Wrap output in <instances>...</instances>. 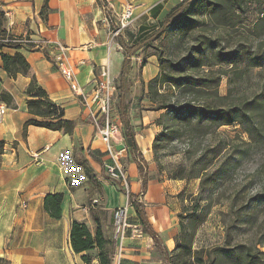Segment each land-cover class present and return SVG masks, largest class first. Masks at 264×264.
<instances>
[{
	"label": "crops",
	"instance_id": "obj_1",
	"mask_svg": "<svg viewBox=\"0 0 264 264\" xmlns=\"http://www.w3.org/2000/svg\"><path fill=\"white\" fill-rule=\"evenodd\" d=\"M106 1L118 5L125 0ZM100 3L99 0H48V10L43 15L45 0H0L3 11L0 38L34 35L66 47L79 84L88 96L105 65L110 67L119 86L125 52L110 31V22L105 20L104 3ZM139 9L135 19L146 12L141 6ZM163 10L158 15H155L157 9L150 10L146 22L155 24ZM145 24L140 23L138 29ZM144 48L131 56L123 82L124 92L126 82L131 81L135 86L139 83L136 77H140L147 85L159 73L154 53H147L143 58L145 65H139ZM16 52L26 57L30 74L12 77L3 64L0 65V94L5 92L12 96L10 103L0 100V108L2 105L7 107L0 121V264H87L82 253H76L72 248V222L85 223L95 234V218H99L105 235L113 239V211L124 206L127 199L104 171L108 155L87 118L82 96L71 89L44 49L0 42L1 55ZM31 75H35L49 97L64 108L65 118L76 122L71 135L34 125L28 126L25 132V122L32 117L26 94ZM126 103L138 146L136 151L130 148L126 157L132 191L138 196L142 189L146 200L164 206L165 196H162L159 185L147 181L146 190L143 189L136 159L141 153L144 169L151 164L153 142L162 129L155 120L164 111L148 109L151 102L147 99L142 100L141 105L127 99ZM117 113L115 119L122 128L119 110ZM55 193L63 194L60 219L53 218L44 208L45 196ZM22 203H26V207ZM130 210H133L132 219L141 222L134 206L131 205ZM145 211L150 225L158 233L160 245L172 251L176 232L163 223L164 210L157 207L152 212ZM125 243V264H167L148 232L145 231L141 240L127 238ZM91 254L94 256L91 264H100L97 251L93 250Z\"/></svg>",
	"mask_w": 264,
	"mask_h": 264
},
{
	"label": "trees",
	"instance_id": "obj_2",
	"mask_svg": "<svg viewBox=\"0 0 264 264\" xmlns=\"http://www.w3.org/2000/svg\"><path fill=\"white\" fill-rule=\"evenodd\" d=\"M99 1L104 3L106 13L109 15L107 1ZM247 4L248 0H180L163 20L149 26L143 25L136 33L118 35V42L125 52L122 79L118 86L119 113L129 149L136 151L138 146L130 125L123 82L131 63V56L140 48L154 46L156 49L154 54L160 68L159 73L148 83L151 109L164 111L156 121V124L162 127V131L155 136L153 142L155 149L165 147L181 136L180 127L196 128L207 123L219 128L242 122L243 117H251L261 106L264 108L263 101L260 100L235 103L230 99L231 89L228 94L220 93L223 75L229 76L230 72L245 70L239 68L238 60L244 62L247 67H255L260 65V56L242 55L236 50L225 51L221 44L228 40V37L224 38L220 32L215 37L207 33L234 29L241 15L247 12ZM156 9L155 15H158L160 5L152 10ZM47 10L48 0H45L42 14L44 15ZM261 13L262 16L255 22L253 28L256 35L264 31V11ZM159 40V45H155ZM166 49L173 53L177 51L184 53L179 56L176 54L165 56ZM2 58L3 67L10 76L30 74V64L22 53L3 54ZM145 63L146 60H143L142 64ZM222 63L230 64L231 68L214 69ZM26 94L28 110L32 117L25 122V132L30 125L59 130L70 135L74 132L76 122L65 118L64 108L49 97L35 75H31ZM0 100L10 103L12 96L3 92L0 94ZM136 159L143 178V189L146 190L148 178L142 165L144 157L138 153ZM130 197L134 199L133 206L145 231L153 237L156 246L164 253L167 264H264V251L244 243L232 244L229 240L224 246L194 249L195 233L201 220L193 222L189 226V237L186 239L181 235L175 248L169 251L160 245L158 233L150 225L144 205L138 201L134 193H130ZM62 201V193L47 194L44 198V208L53 218L60 219ZM199 206L193 205L190 214H196ZM95 221L97 224L95 234L91 233L85 223L77 220L72 222L70 231L72 248L76 253H82V259L87 264H91L94 259L91 254L93 250L97 251L100 264H112L115 241L105 235L99 218H95ZM180 225L184 231L186 225L182 220Z\"/></svg>",
	"mask_w": 264,
	"mask_h": 264
},
{
	"label": "rangeland",
	"instance_id": "obj_3",
	"mask_svg": "<svg viewBox=\"0 0 264 264\" xmlns=\"http://www.w3.org/2000/svg\"><path fill=\"white\" fill-rule=\"evenodd\" d=\"M176 2L178 0H125L118 5L107 2L110 11L108 10L109 15L105 12V20L110 22V31L117 39L115 30L127 3L134 5V19L140 10L139 6L146 12L121 32L124 34L136 33L138 25L142 22H145V25L153 24L150 21L147 23L146 19L150 10L157 5H160V11L164 9L157 21L163 20ZM246 7L247 12L241 15L234 29L207 33L214 37L219 32L224 38L227 36L228 40H224L221 44L225 51L236 50L242 55L260 56V65L255 67H247L244 62L238 60L239 68L245 70L230 72L229 76L223 75L220 93L228 94L231 89L230 99L235 103L260 100L264 105V31L256 35L253 30L255 22L264 11V0H248ZM159 43L160 40L155 45ZM164 51L165 56L170 54L179 56L184 53V51L173 53L167 49ZM155 52L154 46L142 49L143 57L139 65L142 64L147 53ZM220 68L228 70L231 65L222 63L214 67V69ZM230 79H232L231 83H229ZM136 81L139 83L135 86L131 81L126 82L125 96L129 102L141 105L142 100L150 101L148 84L146 85L140 77H136ZM116 82L119 84L118 81ZM119 93L118 88V96ZM150 104L148 109L152 108V102ZM118 110L117 97L115 114H118ZM252 114L251 117H243L242 122L238 121L219 128L207 123L196 128L180 127L182 135L174 142L165 147L153 148V159L149 166H145V171L148 182L160 186L165 202L164 206H160L159 202H155V205L150 203L145 199L142 189L139 194L140 201L149 212L157 207L164 210L163 223L168 229H174L176 232L175 246L181 235L186 239L189 237V226L201 220L195 233L194 249L224 246L230 240L232 244L244 243L264 251L263 106ZM122 128L120 134L125 138ZM126 159L123 163L128 171L129 161ZM110 182L124 193V198L128 199L127 194L116 181ZM129 199L134 202L133 198L129 197ZM193 205H200L196 214H190ZM131 211L133 210H130V213H133ZM180 215L184 217L181 218ZM181 220L186 225L184 231L181 230Z\"/></svg>",
	"mask_w": 264,
	"mask_h": 264
},
{
	"label": "built area",
	"instance_id": "obj_4",
	"mask_svg": "<svg viewBox=\"0 0 264 264\" xmlns=\"http://www.w3.org/2000/svg\"><path fill=\"white\" fill-rule=\"evenodd\" d=\"M3 13L0 5V16ZM4 15L9 16L8 12ZM134 20V5L127 3L120 16L115 35H119L129 27ZM0 42L11 43L14 45H25L44 49L50 59L58 68L59 72L69 82L71 89L82 96L83 106L87 110V118L93 124L96 135H98L105 145L108 155L104 162V171L107 176L116 181L121 189L127 194L128 199L124 206L114 209V236L115 252L113 255L114 264H125L123 254L126 248V239L141 240L145 235V229L141 222L135 221L131 217L130 208L133 202L130 201L132 191L131 179L125 168L123 160L127 157L129 146L125 138L120 134L121 126L115 119V104L118 97V84L111 75L108 65L102 66L99 77L96 79L93 92L90 96L83 92V87L78 81L77 72L71 63L67 53V48L59 43L34 35H21L0 38ZM3 58L0 54V65ZM7 107L2 105L0 108V121L6 112ZM138 195V201H140ZM134 201V199H133ZM141 202V201H140ZM26 207V203H22Z\"/></svg>",
	"mask_w": 264,
	"mask_h": 264
}]
</instances>
